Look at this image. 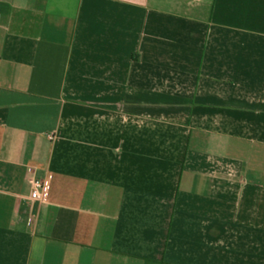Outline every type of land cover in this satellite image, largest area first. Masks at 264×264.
<instances>
[{"label": "crops", "instance_id": "obj_1", "mask_svg": "<svg viewBox=\"0 0 264 264\" xmlns=\"http://www.w3.org/2000/svg\"><path fill=\"white\" fill-rule=\"evenodd\" d=\"M0 264H264V0H0Z\"/></svg>", "mask_w": 264, "mask_h": 264}, {"label": "built area", "instance_id": "obj_2", "mask_svg": "<svg viewBox=\"0 0 264 264\" xmlns=\"http://www.w3.org/2000/svg\"><path fill=\"white\" fill-rule=\"evenodd\" d=\"M32 171V168L28 169L29 173ZM51 182V174H48L44 179H31V199L37 202H46L49 198Z\"/></svg>", "mask_w": 264, "mask_h": 264}]
</instances>
